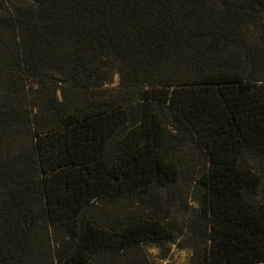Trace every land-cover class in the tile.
I'll return each mask as SVG.
<instances>
[{
    "label": "trees",
    "instance_id": "16d2710c",
    "mask_svg": "<svg viewBox=\"0 0 264 264\" xmlns=\"http://www.w3.org/2000/svg\"><path fill=\"white\" fill-rule=\"evenodd\" d=\"M181 235L189 264H264V0H0V264Z\"/></svg>",
    "mask_w": 264,
    "mask_h": 264
},
{
    "label": "rangeland",
    "instance_id": "374dc122",
    "mask_svg": "<svg viewBox=\"0 0 264 264\" xmlns=\"http://www.w3.org/2000/svg\"><path fill=\"white\" fill-rule=\"evenodd\" d=\"M119 82L120 74H117L111 86L116 87ZM183 182L180 184L182 187L177 188L179 193L183 191V195H178V200L174 201L172 207L173 217L177 216L179 221L188 220L189 215L196 207H199L200 199L198 198L203 197V193L200 195V190L194 186L193 181H191L190 186L185 185L186 183L183 184ZM185 243V235H181L175 236L164 244L148 242L145 244V249L154 264H189L194 250L192 247H183Z\"/></svg>",
    "mask_w": 264,
    "mask_h": 264
}]
</instances>
